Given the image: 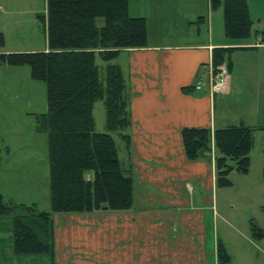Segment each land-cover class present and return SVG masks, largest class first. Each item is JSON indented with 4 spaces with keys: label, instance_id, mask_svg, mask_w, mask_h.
<instances>
[{
    "label": "trees",
    "instance_id": "trees-1",
    "mask_svg": "<svg viewBox=\"0 0 264 264\" xmlns=\"http://www.w3.org/2000/svg\"><path fill=\"white\" fill-rule=\"evenodd\" d=\"M45 7V15L37 20L45 26L46 49L0 54V65L27 66L31 80L45 85L47 110L33 117L35 131L47 136L50 211H39L35 204L6 203L0 193V218H11V255H44L55 264V214L133 208L129 87L121 68L111 62L123 50L147 47V26L145 18L129 15V0H45ZM210 7L222 9L226 39L250 38L253 23L247 0H210ZM97 19L103 20L101 27L96 25ZM256 37L264 44V31ZM3 44L0 34V46ZM234 50H212L214 71L225 64L229 72ZM96 57L106 65L99 67ZM193 90V86L182 88L186 94ZM97 101H103L107 132L117 133L124 143V162L119 160L112 136L95 132L92 111ZM257 129L264 130V126L253 128L241 122L215 131L184 128L185 156L189 161L210 162L214 153L216 188H229L232 172H249ZM2 153L8 154V148H0V168ZM251 235L258 241L264 239V231L253 223ZM215 256L217 264L231 261L219 239Z\"/></svg>",
    "mask_w": 264,
    "mask_h": 264
},
{
    "label": "crops",
    "instance_id": "crops-1",
    "mask_svg": "<svg viewBox=\"0 0 264 264\" xmlns=\"http://www.w3.org/2000/svg\"><path fill=\"white\" fill-rule=\"evenodd\" d=\"M132 3L135 8L141 6L144 12L141 9L139 12L137 8L132 13ZM171 3V0H129V15L146 19L147 47L123 50L115 59L128 81L130 95L133 208L122 212L55 214V264L174 263L173 250L178 252L179 245L193 248V235L190 244L178 240L180 235H188L194 229L196 212L202 215L204 241L206 217L211 214L217 189L214 153L210 162L204 159L189 161L184 153L181 130L197 128L215 131L236 126L216 116L217 109L226 110L231 101L228 95L230 78L225 93L218 94L226 97L217 99L216 94L209 93L211 52L214 48L236 49L230 54L228 73L233 76L238 66L234 55L257 53L264 50V44L256 36L253 42L223 41L214 44L210 15L205 37L197 28L186 36L187 42L164 43L161 40V22L160 25H153L155 31L152 30V20L145 11L171 6ZM204 22L197 23L202 26ZM193 24L188 22L187 27L193 30L190 28ZM157 38L159 40H155ZM249 77L247 79L251 81H247L246 85L253 87L257 94L253 93L243 102L242 110L234 114L233 120L259 128L264 126V110L259 95L263 94L264 81L252 74ZM199 80L203 83L201 91L182 92V88L195 87ZM261 132L264 130L255 131L254 146ZM164 252L169 256L167 259L163 257Z\"/></svg>",
    "mask_w": 264,
    "mask_h": 264
},
{
    "label": "rangeland",
    "instance_id": "rangeland-1",
    "mask_svg": "<svg viewBox=\"0 0 264 264\" xmlns=\"http://www.w3.org/2000/svg\"><path fill=\"white\" fill-rule=\"evenodd\" d=\"M171 6L146 9L150 16V28L162 25L161 40L164 43H184L186 36L200 28L205 37L208 17H211V36L214 44L230 41L223 32L222 9L212 10L210 0H171ZM249 15L253 23L249 39L230 41L233 43L253 42L255 36L264 31V0H247ZM134 3L131 12L134 13ZM45 0H0V34L4 44L0 54L16 52H43L46 49L45 26L37 16L45 15ZM137 12V11H136ZM140 12V11H139ZM205 21L199 25L198 19ZM155 19V20H154ZM160 19V20H159ZM158 20V21H157ZM193 22V30L187 27ZM96 25H103L102 19ZM155 31V30H154ZM157 31V30H156ZM258 38V37H257ZM155 40H159L158 38ZM229 44H232L230 43ZM237 68L233 76L229 73L231 101L226 110L217 109L216 116H221L229 125H237L234 114L242 110L243 102L257 92L246 85L251 81L249 74L264 81V50L257 53L234 55ZM114 60L111 64H117ZM96 64L104 67L106 63L96 57ZM263 89V90H262ZM261 89L260 105L264 110V86ZM217 99H223L222 95ZM47 110L45 85L30 78L27 66L6 67L0 65V148H8L9 153H2L0 168V193L6 203L35 204L39 211L49 212V167L47 136L35 131L33 114H44ZM95 132L107 134L103 101L93 106ZM227 125V126H229ZM114 139L118 157L124 162L126 152L124 143L117 133H108ZM123 134V133H122ZM250 168L247 175L232 172L228 179L229 188H217L214 192V206L210 216L206 217L204 241L201 231L202 215L195 213L193 230L188 235H180L178 241L189 243L195 238L193 248L179 245L178 252L173 250L174 263L168 264H217L215 242H223L231 261L229 264H264V239L255 240L251 235V223L264 231V132L258 134L255 146L250 153ZM134 176V168L132 166ZM11 218H0V264H50L44 255L17 257L10 252ZM203 241V243H202ZM167 248V247H166ZM166 254V255H165ZM149 255V254H148ZM163 257L167 256L164 252ZM150 256H148V260ZM167 264V262H163ZM148 264H151L148 262Z\"/></svg>",
    "mask_w": 264,
    "mask_h": 264
},
{
    "label": "built area",
    "instance_id": "built-area-1",
    "mask_svg": "<svg viewBox=\"0 0 264 264\" xmlns=\"http://www.w3.org/2000/svg\"><path fill=\"white\" fill-rule=\"evenodd\" d=\"M228 77H229L228 70L225 64L218 66L215 69V71L213 67L211 66V69L208 75L209 93L211 95L225 93V91L227 90V85H228ZM202 88H203V83L201 80H199L195 84L194 89L196 91H201Z\"/></svg>",
    "mask_w": 264,
    "mask_h": 264
}]
</instances>
